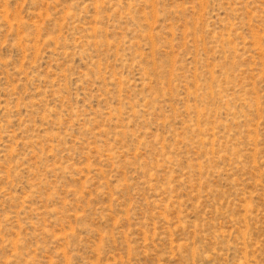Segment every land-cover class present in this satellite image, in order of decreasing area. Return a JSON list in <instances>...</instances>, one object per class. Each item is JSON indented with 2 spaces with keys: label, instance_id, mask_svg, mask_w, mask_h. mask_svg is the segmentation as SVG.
I'll return each mask as SVG.
<instances>
[{
  "label": "rangeland",
  "instance_id": "obj_1",
  "mask_svg": "<svg viewBox=\"0 0 264 264\" xmlns=\"http://www.w3.org/2000/svg\"><path fill=\"white\" fill-rule=\"evenodd\" d=\"M0 264H264V0H0Z\"/></svg>",
  "mask_w": 264,
  "mask_h": 264
}]
</instances>
